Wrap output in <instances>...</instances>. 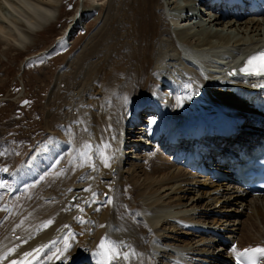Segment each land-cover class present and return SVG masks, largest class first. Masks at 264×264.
Returning <instances> with one entry per match:
<instances>
[{"label": "bare ground", "instance_id": "1", "mask_svg": "<svg viewBox=\"0 0 264 264\" xmlns=\"http://www.w3.org/2000/svg\"><path fill=\"white\" fill-rule=\"evenodd\" d=\"M50 1L0 0L4 41L26 46L50 26ZM181 1L109 0L69 56L45 105L44 140L13 166L0 161V192L12 193L0 206V264H231L243 248L264 249V198L199 175L191 149L167 143L200 119L242 131L230 144L214 138L224 146L216 163L262 139L264 77L235 68L264 49V13ZM88 15L31 59L65 51Z\"/></svg>", "mask_w": 264, "mask_h": 264}, {"label": "rangeland", "instance_id": "2", "mask_svg": "<svg viewBox=\"0 0 264 264\" xmlns=\"http://www.w3.org/2000/svg\"><path fill=\"white\" fill-rule=\"evenodd\" d=\"M50 2L56 12L55 21L29 36L26 46H21L19 41L5 42L0 35V40L5 42L0 44V161L12 164L11 166L22 161L44 140L47 134L45 105L57 82V75L71 55L74 56V52L79 51L98 27L106 13L109 0ZM181 2L185 3L184 0ZM85 11L89 15L86 20L80 22V28L72 32L67 51L60 54L55 51L45 60L31 59L54 45L66 29L71 28L72 19L78 18ZM198 28L203 30L201 24ZM148 117L147 114L145 118ZM141 118L144 119L143 116ZM9 177H5V184H8ZM2 180L3 178H0V182ZM2 190L4 191L0 192V206L6 204L12 194L7 191V186L2 187ZM246 221L250 222V219H245ZM5 222L0 218V227H3Z\"/></svg>", "mask_w": 264, "mask_h": 264}, {"label": "snow or ice", "instance_id": "3", "mask_svg": "<svg viewBox=\"0 0 264 264\" xmlns=\"http://www.w3.org/2000/svg\"><path fill=\"white\" fill-rule=\"evenodd\" d=\"M260 60V66L258 68L253 67V64L255 61ZM241 72L245 73L246 75H260V76H264V52L260 53L259 57H252L248 60L246 66L244 68L240 69ZM101 247H103V245H101ZM254 251L256 252H260L262 254H264V249H255Z\"/></svg>", "mask_w": 264, "mask_h": 264}]
</instances>
